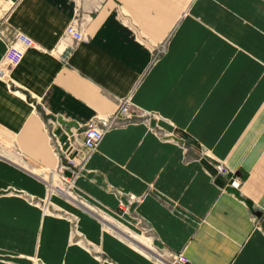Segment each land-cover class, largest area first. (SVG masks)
I'll list each match as a JSON object with an SVG mask.
<instances>
[{
	"label": "crops",
	"instance_id": "obj_1",
	"mask_svg": "<svg viewBox=\"0 0 264 264\" xmlns=\"http://www.w3.org/2000/svg\"><path fill=\"white\" fill-rule=\"evenodd\" d=\"M19 32L36 46L0 76V264H264V0H0V61ZM126 98L136 116L75 178L98 216L40 172L54 133L80 145Z\"/></svg>",
	"mask_w": 264,
	"mask_h": 264
},
{
	"label": "built area",
	"instance_id": "obj_2",
	"mask_svg": "<svg viewBox=\"0 0 264 264\" xmlns=\"http://www.w3.org/2000/svg\"><path fill=\"white\" fill-rule=\"evenodd\" d=\"M75 4L81 9V4L84 0H74ZM83 17L80 15L72 18L66 28V35L73 37L76 41H87L89 37L86 35L83 28ZM34 39L24 32H19L11 41L6 49L3 59L0 61V76H5L7 71L18 65L25 56L26 51L35 47ZM136 116L133 110V105L129 98L123 100L118 109L108 116H96L83 128V140L80 145H75L71 142L70 148H66L64 141H59L56 134L52 136L55 150L61 159L59 166L54 170L46 173L56 179L58 186H54V190L74 198L70 195V189L75 190V178L81 171L87 158L98 147L103 139L104 134L109 129L115 127L120 121H129ZM65 162H64V161ZM220 173L228 172V169L222 165H216ZM69 172V173H68ZM58 179V180H57ZM235 184H239L235 182ZM133 199L136 198L132 195ZM93 210V209H92ZM101 216H103L101 214ZM171 258V259H170ZM168 264H189V258L183 251L171 254L166 258ZM161 261V260H160Z\"/></svg>",
	"mask_w": 264,
	"mask_h": 264
},
{
	"label": "rangeland",
	"instance_id": "obj_3",
	"mask_svg": "<svg viewBox=\"0 0 264 264\" xmlns=\"http://www.w3.org/2000/svg\"><path fill=\"white\" fill-rule=\"evenodd\" d=\"M164 49H165V43L163 44V46H161L158 50H159V53L160 54H163L165 51H164ZM150 116L152 117H154V118H156V119H160L162 116L159 114V113H157V112H153V113H151L150 114ZM4 133V132H3ZM6 134V133H5ZM2 136V135H1ZM0 140H1V137H0ZM10 153V152H9ZM0 154H3V155H5L6 154V152H5V147L4 146H0ZM14 158L15 159H17V161L19 162V163H21L22 165H26V166H28L25 162H23L22 160H21V157L18 155V154H15L14 153ZM218 164H220V163H218ZM32 171V170H31ZM34 172H36V171H34ZM37 174V173H36ZM40 175H41V177H45V180L47 179V180H53V181H55L56 182V179L53 177V176H49V175H46V174H44V173H41L40 172ZM58 180V179H57ZM49 181V182H50ZM54 183V182H53ZM58 183V182H57ZM47 187H48V189L49 190H51V191H54L50 186H48L47 185ZM57 191V190H56ZM70 191H71V193H70V195L72 196V197H74L73 198V200H75V201H79V202H81L85 207H87V205H89V209H90V211H92L93 213H96L98 216H101V214L102 215H104L105 216V213H104V211L103 210H101V209H99V208H96L95 206H93L91 203H88L89 201H87L84 197H82L76 190H73V189H70ZM57 192H59V191H57ZM29 198L32 200V201H34V202H37V203H39L40 201H41V203H43V204H46L45 202L46 201H44L43 199H40L39 197H36L35 195H32V194H30V196H29ZM51 207V206H50ZM94 207V208H93ZM48 208V207H47ZM93 209V210H92ZM73 232H74V237L75 238H77L78 236H77V234H78V231H77V224H76V221L73 223ZM129 234V233H128ZM133 238H134V236H133ZM133 238L131 237V240L133 241V242H135L134 240H133ZM171 259V258H170ZM160 262H161V264H168L167 262H168V260L167 259H163V258H160ZM158 261V260H157Z\"/></svg>",
	"mask_w": 264,
	"mask_h": 264
},
{
	"label": "water",
	"instance_id": "obj_4",
	"mask_svg": "<svg viewBox=\"0 0 264 264\" xmlns=\"http://www.w3.org/2000/svg\"><path fill=\"white\" fill-rule=\"evenodd\" d=\"M62 121L63 124H65L68 128H71L72 125H74L75 123H73L72 121H66L64 119H60Z\"/></svg>",
	"mask_w": 264,
	"mask_h": 264
}]
</instances>
